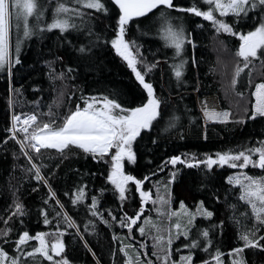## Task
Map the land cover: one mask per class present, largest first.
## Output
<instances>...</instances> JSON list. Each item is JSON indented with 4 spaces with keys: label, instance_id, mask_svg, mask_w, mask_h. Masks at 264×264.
<instances>
[{
    "label": "snow or ice",
    "instance_id": "1",
    "mask_svg": "<svg viewBox=\"0 0 264 264\" xmlns=\"http://www.w3.org/2000/svg\"><path fill=\"white\" fill-rule=\"evenodd\" d=\"M109 6L118 11L113 28L114 37L106 39L105 43H110L111 48L126 63L136 86L140 89V99L138 102L135 99L130 101L127 99L128 93L114 87L110 93L101 94L99 97L81 95L82 106L78 102L74 109L69 108L64 113L54 111L53 105H49L47 112H40L38 106L33 112H12L10 125L5 130L10 136L5 137V142L12 139L19 145L20 154L27 160V166H21L25 177L35 180L38 186L43 185L47 188L46 198L43 199V205L46 207L39 208V217L42 218L44 225L49 226L55 220L57 226L54 231H37L34 235H30L28 229L21 228L18 230L17 238L13 240L11 237L13 229L9 221L15 217L24 225L23 217L28 215L23 202L18 198L14 199L9 206L8 216L2 221L4 227L0 228V264H29V261L31 264H43V261H47L48 264H73L65 253L66 245L63 239L69 229L74 230L73 239L79 238L84 249L91 252L96 259V253L89 247L84 233L80 231L76 220L65 210V204L58 198L57 191L50 184V178L55 172L45 175L43 169L47 166L35 162L42 159V150H56L58 154L63 155L70 147L79 149L94 161L108 165L106 182L111 185V189L102 187L99 195L90 196L89 204L84 205L87 192L86 185L82 183L63 193L69 197L73 206H84L90 217L95 218L87 221L85 232L89 226H93L94 230L95 220L98 219L109 228L118 224L120 228L128 229L126 238H132L133 226L141 219L145 203L149 200L156 205L158 216L168 217L167 226H161L145 215L143 224L135 229L141 237H148L149 233H153L151 256L155 257V261L149 258L147 252L142 254L138 250L146 247L142 240L137 247L131 243L127 245L121 243L119 252L126 258L124 264H197L194 257L198 252L206 253L208 257L202 258L199 264H225L222 259L224 253L215 244L216 230H219V235L223 234L224 221L220 220L218 224L211 223L214 212L205 206L203 200L195 204L194 210L186 207L181 200L179 209L172 211L170 189L177 179L178 164L187 168H199L203 165L209 172L213 171V166L222 168L227 165L231 169H239L228 175L226 180L233 188H239L238 198L250 208L252 223L250 226L246 223L249 218L247 212L240 213L238 217L237 206L228 205L233 210V215L229 219L235 223L237 239L241 243L239 247L231 248L227 257L230 264H245L242 255L244 249H264V235L261 234V230L264 229V175L255 176L244 171L249 166L264 170V139L251 145L244 144L237 148L220 150L214 154L205 153L203 159L197 158L196 153H182L161 160L156 172H163L169 165L172 166L163 185L167 198L158 193L153 200L150 192L144 190L142 186L145 185V181L155 176L156 172L149 171L140 178L134 174L132 168L139 159L134 144L144 140L145 136L152 144H156L157 138L152 137V131L158 130V134L160 131H168L174 127L176 117L168 111L164 98L157 94L151 80L150 74L159 61L150 62L143 58L140 46L135 40L126 39V32L130 22L136 18L147 19L149 14L154 16L163 46L174 49L172 57L174 62L169 67L178 87L184 82L187 64L183 56L185 44H191L193 47L195 44L189 38L182 18L174 16L173 11L194 14L210 22L217 33L223 32L238 37V48L235 52L238 59L231 79L232 89L236 91L237 78L253 60L261 59L264 65V0H192L191 6L188 7H181L174 0H57L50 21L44 19V6L40 0H0V72L7 73L10 109L15 106L12 96L22 95L23 89V85L12 86L14 66L21 64L19 52L23 41L20 33L22 32L24 39L36 35L37 32L53 30H58L62 35L69 31L77 32L78 37L87 35L88 43H81L76 51L80 57L91 59L92 49L98 46L101 34L93 32L89 24L92 13L85 10H95L107 16L110 14ZM226 17H231V22L226 20ZM13 25L17 29L15 56L12 55L10 48ZM137 26L139 27V24ZM245 26L247 30H244ZM92 36H95L94 40L91 39ZM45 63L51 67V62ZM192 63L195 66L196 61L193 59ZM72 70L68 69L69 72ZM59 75L63 77L64 73ZM236 94L243 95L239 91H236ZM251 95L255 102L251 105L250 114L248 108H245L244 115L234 116L229 110L218 111L201 101L200 110L205 125L208 123L227 125L230 122L243 125L246 120L264 119V82L255 84ZM34 103L38 105V102ZM202 138L205 140L208 138L206 128ZM180 139H184V136L180 135ZM13 155L15 157V153ZM148 162L151 163L150 160ZM126 165L131 167L126 168ZM160 183L156 181V186L159 187ZM132 185L134 192L139 194V210L130 215L124 211V203L132 198L130 195ZM109 190L120 204L118 215H114L113 211L108 209L106 215L111 219H106L101 197ZM32 191H37V188L34 187ZM50 200L54 201V204H50ZM197 217L210 221L209 226L199 227L196 224ZM240 217L244 218L245 223L241 224ZM181 237L183 241L174 253V243ZM119 238L115 233L112 236L113 240ZM29 241H35V244L30 245ZM126 249L132 250L134 259ZM181 249H186V253L179 254V259H175L174 256L180 253ZM142 255L144 259H141ZM96 264H100L98 259Z\"/></svg>",
    "mask_w": 264,
    "mask_h": 264
},
{
    "label": "trees",
    "instance_id": "2",
    "mask_svg": "<svg viewBox=\"0 0 264 264\" xmlns=\"http://www.w3.org/2000/svg\"><path fill=\"white\" fill-rule=\"evenodd\" d=\"M45 9L46 16L56 6L57 0H41ZM181 7L191 6L192 0H174ZM52 6V7H51ZM91 12L89 24L94 33H100L101 38L98 46L93 47V56L91 59L80 57L76 48L81 43L87 44L89 37L87 35H79L77 32L69 31L65 34H60L58 30L45 32L43 36H39L32 42L27 49L25 58L21 59L22 65H16L13 72L12 86L20 87L23 85L22 95H13L15 102V112H33L39 107L40 112H47L49 105H53L54 111L60 113L66 112L69 108L75 107V104L80 101L81 95L97 96L108 94L114 87L122 89L128 93L127 99H135L137 102L140 99V89L134 82V77L130 70L126 67V63L115 53L111 48L110 43H105V40H110L114 37L113 28L115 27L116 12L118 11L113 6H109L110 14L105 16L102 13H97L95 10H85ZM155 11V10H154ZM174 16H180L183 20L184 27L190 38V22L199 20L200 23L210 34L209 50L216 61L207 72L206 76L198 80L193 59L191 56L190 44H185L183 56L187 60L185 66L183 83L178 87L176 78L173 76L170 65L174 62L172 57L174 49L163 46V42L158 35V24L152 14H149L147 19L141 18V24L136 32L132 27L126 32V39L135 40L140 46L142 57L151 62L145 51L147 44L145 39L152 38L160 41L163 47V56L166 60L163 69L156 67L150 74L157 94L162 96L166 102L168 111L172 116L176 117L174 127L168 131L153 130L152 137L157 138V143L152 144L148 137L145 136L138 144H134V150L138 152V163L132 168L134 174L138 177L147 174L149 171L156 172L157 165L161 160L172 155H180L182 153H196L197 158L203 159V154H214L220 150L228 148H237L239 145H251L262 138L244 137L245 124L228 123L225 128L226 139L221 138L213 130H207V139L202 138V133L205 128L203 118L197 107L194 92L199 91L205 94H214L217 96L220 106L224 110H229L234 116L244 115V109L248 108L249 114L251 105L255 102V98L251 93L255 89V84L264 82V65L261 59L253 60L249 67L244 69L237 78L236 91L242 92V96H238L236 91H233L231 79L236 67L237 57L235 52L238 48V37L220 32L217 33L211 23L204 21L194 14L180 13L173 11ZM218 15V14H217ZM226 20L227 17L225 18ZM231 22L230 20H228ZM79 23V21H77ZM91 39H95L92 36ZM46 59H53L56 70H46L40 66L41 61L44 63ZM45 64V63H44ZM49 67V65L47 64ZM69 68L73 70L68 71ZM0 72V228L4 227L3 219L9 214V206L13 200L18 198L28 212L24 216V225L20 224L18 218L13 217L9 221L10 227L13 229L11 233L12 239L17 238L18 230L26 228L30 235H34L37 231L51 232L56 228V222L46 226L39 217V208L46 207L43 205V199L46 198L47 188L43 185H37L35 180L25 177V173L21 170V166H27L26 158L20 154L19 145L12 139L5 142V137L9 136L5 130L10 125V108L8 106V77L7 73ZM51 73V76H50ZM64 73L63 77L59 74ZM162 74V76H161ZM251 81V82H249ZM71 97V99H69ZM34 102H38L34 103ZM58 105V106H57ZM134 106V105H133ZM47 119V117H41ZM180 135L184 139H180ZM264 139V138H263ZM15 153V157L13 155ZM35 156V154H33ZM41 160H36V163H43L47 167L43 169L45 175L55 172V175L50 178V184L57 191L58 198L65 204V210L76 220L80 227V231L84 233L85 239L89 243V247L96 253V259L93 258L91 252H88L83 247V243L79 238L73 239V229H69L63 237L65 241V253L73 264H96L98 259L100 264H124L123 253L119 252L121 243L124 245L132 244L137 247L139 242L143 240L146 247L138 249L143 254L148 253L149 258L155 261V257L151 256L152 240L149 233L148 237H141L135 229L142 223L143 216H147L150 212L151 203L147 204L146 211L142 213L141 221L133 226L134 232L132 238H126L128 229L120 228L118 224H114L111 228L101 223L98 219L95 220L93 226H89L85 232V224L91 218L86 209L82 205L73 206L69 197L64 196L65 191H70L77 184L86 185L87 198L84 205L91 202V195H99V190L102 187L111 189V185L106 182V170L108 165L103 162H97L86 156L82 151L75 147H70L60 155L56 150L43 151ZM151 161L149 163L148 161ZM59 165V167H57ZM131 167L126 165V168ZM167 171L156 172V175L148 182L157 178L167 179L169 169ZM179 172L177 179L171 186V204L172 208L176 209L181 200L191 209L194 210L195 204L201 200L205 202V206L214 212L211 223H219L224 221L223 234L219 235V230H216L217 235L215 244L218 245L224 253V257L228 259L227 253L233 247H239L240 243L237 239V227L235 223L229 219L233 215V210L228 207L229 204L237 206L236 215L247 212L249 226L252 223L250 216L251 210L247 205L239 200V188L227 183L226 177L239 169H231L227 165L221 167L213 166V171L209 172L201 165L199 168H187L183 165H177ZM244 171L250 175H264V170L255 169L249 166ZM36 187L37 191L32 189ZM162 190L161 192H163ZM157 193V191H153ZM15 194V195H14ZM131 199L124 203V211L130 215L139 210V200L134 192V188L130 193ZM164 195L167 196V193ZM161 196H163L161 194ZM50 204L54 201L50 200ZM120 201L115 199L112 191H107L101 197L102 210L105 213L108 209L113 211L114 215H118V205ZM148 208V209H147ZM158 213L153 214V221H157L154 217ZM51 218V217H50ZM241 224L244 223V218L240 217ZM197 225L201 228L209 226L210 221L204 220L202 217H197ZM63 227V225H61ZM117 234L120 238L113 240V234ZM264 235V229L261 230ZM183 238L176 241L174 244H180ZM29 244H35V241H29ZM176 248L173 246L175 253ZM215 251V248L212 249ZM130 256L134 259V253L131 249H126ZM177 253L174 258L179 259ZM243 258L245 264H264V249H244ZM206 253H197V264ZM141 259H144L143 255ZM31 264V261H29ZM43 264H48L43 261Z\"/></svg>",
    "mask_w": 264,
    "mask_h": 264
},
{
    "label": "rangeland",
    "instance_id": "3",
    "mask_svg": "<svg viewBox=\"0 0 264 264\" xmlns=\"http://www.w3.org/2000/svg\"><path fill=\"white\" fill-rule=\"evenodd\" d=\"M40 3L42 4L41 0H40ZM45 12L46 11L44 9V13ZM49 17H50V14H48L47 16H46V14L44 15V19L46 21H50ZM227 19L231 21V17H227ZM34 22L35 21H33V23ZM141 22H142L141 19H135L134 21L130 22L129 28L132 27V30L134 32H136V30L138 28L137 25L138 24L140 25ZM248 23L250 24L251 21H249ZM189 24H190V30H189L190 31V39L195 44V47H193L190 44L191 56H192V59H194L196 61L194 69H195L197 79L201 80L206 76L207 72L209 71V69L211 67H213V65L216 61L214 60L215 58L209 50V42H210L209 32L204 28V26L202 25V23H200L199 20H192ZM244 30H247V26H245ZM45 32H47V31H45ZM45 32H43V33L37 32L36 35H33L27 39L23 38L22 32L20 33L21 39L23 41L21 44V50L19 52L20 59L25 58L24 55L27 54L26 53L27 49L30 47V45L34 41L33 39H35L39 36L40 37L43 36L45 34ZM16 37H17V29L15 28V25H13V27L11 29V39H10V48H11V52H12L13 56L16 55V52H15ZM145 41L147 44V49L145 51L147 57L151 61H159L157 67L162 70L166 60L163 56L164 50H163V47H162L160 41L153 40L152 38L151 39L146 38ZM15 67H16V65L14 66V68ZM13 72H14V69H13ZM2 74H4V72ZM161 76H162V74H161ZM194 96H195V101H196L197 107L199 109V112L202 115V118H203V114L200 110V102L201 101L206 102L209 107H214L218 111L224 110L220 106L219 101L217 99V96L214 94H205V93H200L199 91H195ZM13 97L14 96H12V100H13ZM13 109L14 108L10 109V117H11ZM244 124H245L244 132H243L244 137L250 136V137H255V138H262V139L264 138V119H256L254 121L246 120V122ZM203 125H204V128H206L207 130L215 131L218 135L221 136V138H224V139L228 138L225 135V128L227 125L219 124V123H208L207 125H205L204 120H203ZM18 136H19V134H18ZM165 170L167 171V168H165ZM166 178H168V175ZM156 181H160L161 182L160 185H162V184L164 185V183L166 182V179L162 180V178H157V179L152 180L151 183H148L149 186L151 187L150 194H151L153 200L156 199L158 193H159V195L162 194L165 198H167V196L164 195L166 193L164 186L163 187H157ZM131 188H134V185H132ZM162 190H164V191L161 192ZM153 191H157V193H154ZM136 195H137L138 200H139V194L136 193ZM148 203H151V205H150V209H149L150 213L147 216L152 218L153 214H155V212H156V210H155L156 205L153 204L152 200H149L145 203L144 211H146L145 208L147 207ZM170 207H171L172 211H176L179 209V206L176 209H173L172 204L170 205ZM186 207H188V206L186 205ZM189 209H191V208H189ZM165 211H167V209H165ZM159 217H160L159 219H158V216H156L154 218L156 220L158 219V223H160L161 226H167V224L169 223L168 217L164 216V215H159ZM174 219L175 218H173V222H174ZM139 221H141V220H138V222ZM143 222L144 221L142 220L141 224H143ZM244 223H245V220H244ZM196 224H197V222H196ZM182 238L183 237H181L180 240ZM179 245L180 244H174V247L178 248ZM186 251H187L186 249H181V254L186 253ZM205 257L206 256H203V257L198 256V258H203V259H206ZM196 258H197V255L194 257V259L196 260ZM222 259H224L225 264H230V261L228 259H226L225 257H222Z\"/></svg>",
    "mask_w": 264,
    "mask_h": 264
},
{
    "label": "flooded vegetation",
    "instance_id": "4",
    "mask_svg": "<svg viewBox=\"0 0 264 264\" xmlns=\"http://www.w3.org/2000/svg\"><path fill=\"white\" fill-rule=\"evenodd\" d=\"M136 19H141V18H136ZM45 62H51V67H48L47 66V63H42L43 61H41V64H40V66H43L44 67V69L46 70V74L48 73V69L50 68V70L52 71V70H56L57 68H55V65H54V62H53V59L52 60H48V59H46V60H44ZM22 60H21V64L20 65H22ZM154 177V176H153ZM153 177H151L148 181H146V183H145V185H143L142 186V188L144 189V190H147V191H151V187L149 186V184H148V182L153 178ZM138 178H140V177H138ZM159 187H163V184L162 185H160Z\"/></svg>",
    "mask_w": 264,
    "mask_h": 264
},
{
    "label": "built area",
    "instance_id": "5",
    "mask_svg": "<svg viewBox=\"0 0 264 264\" xmlns=\"http://www.w3.org/2000/svg\"><path fill=\"white\" fill-rule=\"evenodd\" d=\"M14 111V109L12 110V112Z\"/></svg>",
    "mask_w": 264,
    "mask_h": 264
},
{
    "label": "crops",
    "instance_id": "6",
    "mask_svg": "<svg viewBox=\"0 0 264 264\" xmlns=\"http://www.w3.org/2000/svg\"><path fill=\"white\" fill-rule=\"evenodd\" d=\"M52 7V6H51ZM51 12H52V10H51Z\"/></svg>",
    "mask_w": 264,
    "mask_h": 264
},
{
    "label": "bare ground",
    "instance_id": "7",
    "mask_svg": "<svg viewBox=\"0 0 264 264\" xmlns=\"http://www.w3.org/2000/svg\"><path fill=\"white\" fill-rule=\"evenodd\" d=\"M9 136H10V134H9Z\"/></svg>",
    "mask_w": 264,
    "mask_h": 264
},
{
    "label": "water",
    "instance_id": "8",
    "mask_svg": "<svg viewBox=\"0 0 264 264\" xmlns=\"http://www.w3.org/2000/svg\"><path fill=\"white\" fill-rule=\"evenodd\" d=\"M146 182V181H145ZM146 209V208H145Z\"/></svg>",
    "mask_w": 264,
    "mask_h": 264
}]
</instances>
